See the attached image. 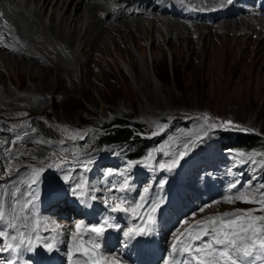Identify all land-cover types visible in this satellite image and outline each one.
<instances>
[{
	"label": "rangeland",
	"instance_id": "374dc122",
	"mask_svg": "<svg viewBox=\"0 0 264 264\" xmlns=\"http://www.w3.org/2000/svg\"><path fill=\"white\" fill-rule=\"evenodd\" d=\"M21 1L18 0L19 3ZM96 1L99 0L88 2L91 4ZM53 5L54 3L45 9L46 16L42 17L45 24H48L46 17ZM97 14L107 16V13ZM0 16L3 14L0 13ZM227 19L229 18L223 17L221 21ZM149 20L153 19L144 18V25L150 26ZM219 20L218 22H221ZM155 21H152L154 25L163 31L161 21L157 24ZM263 21L264 19H261L259 22ZM118 23L121 22L115 24ZM178 23L183 25L185 22ZM215 24L214 27L212 25L208 28L204 25L192 27L185 23L184 36L176 35L174 32V38H179L170 44L164 41L166 36L163 38L160 32L154 42L150 37L145 40L138 37L139 45L131 42L129 45L120 42L114 45L105 39L107 50L101 53H94L93 50L86 54L80 43L75 42L73 51L79 60L76 68L80 69L83 75H73L69 79L66 73L62 72L64 79L62 78L61 84L55 88V78L52 73L48 75L49 70L45 66L48 60L44 57L43 51L36 50L30 53L33 44L27 40L28 55L38 58L34 61L23 58L29 63L27 73L5 69L0 62V101L4 91L14 97H24V100L18 103V100L14 101L15 110L12 111L0 104V169L7 173L14 170L16 172L11 179L3 175L1 180L11 181L18 177V180L25 183L28 171L31 175L34 168H44L41 178H45L47 182L54 180L51 182L54 184L57 182L58 173L62 171L81 169L84 174L83 169L78 166L87 168L89 165L87 161L94 152L102 150V145L95 140L97 137L95 133L102 131V126L108 124L109 127L117 126L124 121L140 126L141 131H135L137 135L153 138L154 142L147 147L143 158L138 161L142 167L152 170V176L141 181L131 180L130 176L122 177L115 168L116 155L102 158L101 161L109 168L112 177L119 172L121 179L118 180V184L128 179L133 188L131 194L136 197L144 193L145 187H150L153 178L162 185L163 169L167 168L173 159H177L178 153L184 152L186 156L195 149L204 136L216 130L225 131L224 128L217 127L209 129L205 134L204 130L209 124L221 125L224 121H232L239 127L225 125L230 129L228 131L264 138V48L253 49L249 46L246 52H239L243 44L240 45L234 40L237 33L224 31L219 27L221 25ZM10 28L11 31L8 30V33L11 32V36L17 38L21 36L13 31L12 25ZM8 38L9 35H6L5 40ZM21 39L23 40L17 39L18 44L23 46L26 43L27 46L26 39L25 42ZM1 45L7 47L4 41ZM48 45L46 44L47 47ZM154 47L158 49L155 51ZM224 48L233 49L232 55H228ZM3 51H0L3 56L13 57ZM21 54L26 55L23 52ZM65 54L68 56L70 53ZM129 58L136 68H133ZM20 59L23 60L21 57ZM30 64H34L40 70L37 71L40 78L46 75L45 79L53 84V88L48 87L45 90L46 94L40 97L31 95L35 99L29 101L25 97L26 91L34 87L41 88L44 84H41L38 78L34 81L29 78V72L34 70H31ZM49 67L54 70L52 66ZM143 73L146 75V81L142 77ZM46 140L53 145L45 147L42 142ZM56 144L60 145L61 149L56 147ZM258 155H254L255 158H258ZM184 156L172 168L173 170L182 163ZM64 160L68 163L63 164ZM49 164L53 167H48ZM160 165L165 167L162 168ZM216 165L219 166V163ZM236 167L240 175L245 172L246 176L244 165ZM83 174L82 183L85 186L87 179ZM239 179L238 177L236 181ZM246 181L245 184L242 182L239 185V191L247 192L251 188L253 194L264 192V187H260L264 185V180ZM103 182L101 178V183ZM103 185L97 184L94 190L99 199L103 197L98 195ZM227 185L226 182L225 186ZM105 189L107 191L108 187ZM113 196L124 195H118L114 191ZM115 202L113 200V203ZM262 207L264 205L235 200L232 203H212L200 213L208 215V218L220 215L218 213H233L239 209L249 210L246 214L259 216L264 215V211L250 210Z\"/></svg>",
	"mask_w": 264,
	"mask_h": 264
},
{
	"label": "bare ground",
	"instance_id": "6f19581e",
	"mask_svg": "<svg viewBox=\"0 0 264 264\" xmlns=\"http://www.w3.org/2000/svg\"><path fill=\"white\" fill-rule=\"evenodd\" d=\"M22 1L19 3L18 0H0V13L3 14L2 17L0 16V20L2 19L4 22L7 23L9 31H11L10 26L12 25L13 31L17 35L18 34L21 35L18 38H23V40L21 39V41L25 42L26 39V42L27 40H30V42H32L33 45H31L32 49H30L29 51L30 53L36 50L39 52L43 51L44 57L48 60V63H46L45 65L46 69L49 70L48 75L52 73V76L55 78L56 84L54 85V88L58 87L61 84L63 78L62 72L63 73L65 72L66 74L65 73L64 74L69 79L73 77V75L74 76L83 75V72L80 69L76 68L77 64H79V60L73 51V45L75 42H79L81 47L84 49L85 53L89 54L93 50L94 53H101L103 50H107L105 49V47H107L106 43H104L105 39H108V41L110 40L114 45L117 44L118 42L124 43L126 45H129L130 42L139 45L140 40L137 39L138 37H141L142 38L141 40L143 39L145 40L146 38L149 39L150 37V39L154 42L158 32H160L163 38L166 36L164 38V41L166 40L170 44L172 42H175V40L179 38V37H177L176 39L174 38L175 33L176 35L183 34L184 36L183 29L185 23L181 25L182 23H178L180 21L177 22V20H175L174 18L161 16V18L153 19L152 21L157 20L155 21L156 24L161 21L163 26V29L161 28L163 31H161L159 29V26H155L154 22L150 20H149L151 24L150 26L144 25L145 24L143 22L144 17H138L139 14L135 15V17L133 18L128 19L126 17V11H124L123 8L119 7L116 10H111L106 3H103L101 1H96V3H91V4L85 0H56V2H54L55 0H22ZM30 2L32 5L30 4ZM53 3L54 5L51 8V12L46 17L48 18L47 19L48 24H45L42 20V17L44 18L46 16L45 9L49 7V5H52ZM97 12L107 13V16L101 17L100 15L97 14ZM141 15L143 14L141 13ZM219 21H221V18ZM259 21L261 20L260 18L257 17H243V18L232 17L227 19V21L222 20L221 22L216 23L217 25L215 24V26L221 25L219 27L224 29V31L230 30L234 34L237 33L235 34L234 40H236V43L239 42L238 44L240 45L243 44L242 45L243 48L238 51L246 52L249 46L250 48L253 49L254 47L264 48V21L263 23ZM117 22H121V23L115 24ZM212 25L213 24L209 26L204 25V27L209 28L212 27ZM199 26L201 25H196V26L194 25V27H199ZM7 35H9V38L6 39L7 41L5 39L3 40L7 47L1 45L3 41L0 42V51L5 50L8 54L12 55L13 57L10 58V56H3L0 53V62L2 66L5 69H11V70L13 69L14 71L19 73L20 71L21 72L26 71L27 73V66L29 63L24 61V59L34 61L37 60L38 58L36 59L35 57L33 58L28 55L29 42H27V46L26 43L25 45L20 46L18 44L17 36H11V32H9ZM46 44H49L48 45L49 47H47ZM252 45L253 47H251ZM154 49L156 51L158 47H154ZM62 51H66L70 54L67 56L65 54L66 52H62ZM225 51L229 55L234 50L228 48L225 49ZM21 52L25 53L26 55L21 54ZM61 52L63 53L62 55ZM20 57L24 59L21 60ZM131 58H129V62L132 63L133 68H136L135 65L133 64V61H131ZM86 59H88V57H86ZM30 66H31V70L32 69L34 70L29 72V78L32 79L33 81L34 79L38 78L40 79L41 84L42 83L44 84L41 85L42 86L41 88L34 87L26 91L25 97H27L29 101L31 99L34 100L35 97L38 96L40 97L41 95H45L46 94L45 90L48 87L53 88V84L45 79L47 78L45 77L46 75H43L41 76L42 78H40L37 72L40 70L37 69L34 66V64H30ZM49 66H52L54 70L50 69ZM142 77L146 81V75H144V73ZM0 79H1V73H0ZM2 95L3 98L0 101V104L2 105V107L7 108L11 111L15 110L14 101L18 100L17 101L18 103L19 101L24 100L23 96L14 97L12 95L7 94V91L6 93L4 91V94ZM31 95L32 96L34 95L35 97L32 98ZM65 177H67V179ZM16 178L17 179L13 178L11 181L1 180L0 188L5 191L6 189L9 188L17 189L20 185L23 184V181L18 180V177ZM77 182H81L80 173L76 171L66 170L58 173L57 182L56 184L53 185L74 186ZM77 191H79V189ZM26 200L27 199H25V201Z\"/></svg>",
	"mask_w": 264,
	"mask_h": 264
},
{
	"label": "snow or ice",
	"instance_id": "6c2138e0",
	"mask_svg": "<svg viewBox=\"0 0 264 264\" xmlns=\"http://www.w3.org/2000/svg\"><path fill=\"white\" fill-rule=\"evenodd\" d=\"M225 2L231 4L233 0H225ZM225 125L239 127L234 125L232 121H224L221 125L212 123L204 130L205 134L209 129H215L217 127H222L225 131L230 130ZM158 130L160 129L158 128ZM155 134L154 132L153 135ZM184 155V152L178 153L177 159H173L171 164L167 165L168 170L171 171ZM240 155L244 154L240 153ZM67 163V160L63 161V164ZM56 166L63 167V165ZM48 167H53V165L49 164ZM160 167L163 168L165 165H160ZM43 172L44 168L32 169L29 179L25 181L29 188L39 185ZM65 178L67 179V177ZM260 187H264V185ZM78 189L79 191H77ZM230 189H237V182H233L230 185ZM117 191L124 193V196L111 197L116 202L107 207L106 210L110 213H131L135 217L137 215L136 209L142 208L145 202H151L150 197L143 195L139 196V202L131 199L130 193L133 191V188L127 178L118 186ZM71 192L78 199L83 200L85 204H87L88 199H97L90 192L85 191V186L81 182H77L72 186ZM143 192L148 193L149 188L145 187ZM9 195L12 196L14 194ZM29 195L31 199L25 201L22 210L27 209L29 205L35 207L33 200L37 198L38 193L33 190ZM257 196L259 197L258 199L256 198ZM223 199L229 203L240 200L244 203L264 205V192L253 194L251 188L247 192L237 189L234 192L230 191ZM125 204H127V207L124 206ZM159 206V201L151 203L150 209H146L145 212L140 214L143 217L141 223L133 224L126 229H123L121 224L116 222V217L111 215L104 216L100 222L87 226L85 228V234H88L89 238L86 241H82L76 249L80 253V259H83V264H100V260L96 259L101 246L99 241L108 229L121 230L123 232L125 246H128L129 242L138 237L154 234L157 224L154 214ZM208 206L210 205H202L199 211H203ZM248 211L238 209L233 213L224 212L217 216L208 217L205 220L196 221L189 229L185 230L184 238L172 245L171 252L163 261V264H264V215H249L246 214ZM250 211H264V207ZM189 218L181 221V224L187 223V219ZM0 222L6 225V228H0V238L10 237L12 241H16V243H5L4 247L0 248V251L11 250V259L6 261L5 264H17V257L23 251H33L36 245L33 244V238L27 233L21 231L18 237L7 230H15V225L11 220L5 221V214L2 209H0ZM82 224L83 222L76 225V230L72 234L74 237L81 235L80 230ZM178 230L179 228H177ZM35 239L37 241L44 239V247L48 251H52L54 245L52 242H48L47 238H42L37 234L35 235ZM68 256L70 264H78V260L73 259L71 247L69 248Z\"/></svg>",
	"mask_w": 264,
	"mask_h": 264
},
{
	"label": "trees",
	"instance_id": "16d2710c",
	"mask_svg": "<svg viewBox=\"0 0 264 264\" xmlns=\"http://www.w3.org/2000/svg\"><path fill=\"white\" fill-rule=\"evenodd\" d=\"M109 126V124L102 126L101 129L103 130L95 133L97 136L95 140L105 148V152L117 151L124 159V162L139 159L151 142L150 139L136 134L135 131H141L140 126L137 124L124 121L117 126ZM42 144L45 147L53 145L47 140L46 142H42ZM56 147H58L57 144ZM213 147L233 150L236 152L235 155L238 160L247 159L250 161L253 158L250 161L249 171L253 179L264 180L263 137L235 131L216 130L204 136L197 146V148L202 149L206 154H209ZM240 153L244 155H240ZM256 154H259L258 158H255L254 155ZM262 160L263 162H261Z\"/></svg>",
	"mask_w": 264,
	"mask_h": 264
}]
</instances>
